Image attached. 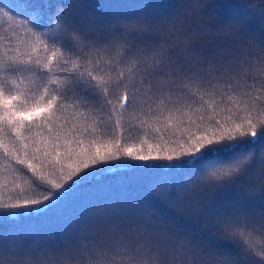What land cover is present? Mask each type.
Listing matches in <instances>:
<instances>
[{
    "label": "snow or ice",
    "instance_id": "obj_1",
    "mask_svg": "<svg viewBox=\"0 0 264 264\" xmlns=\"http://www.w3.org/2000/svg\"><path fill=\"white\" fill-rule=\"evenodd\" d=\"M27 8L20 0H0V15L4 17L11 18V9L26 12ZM242 27L229 26L228 32L240 31ZM133 31L146 32L148 25L137 24ZM82 36L83 33L73 34L68 39L79 45ZM35 40L48 50L40 36H35ZM244 43L249 49L256 45L251 39ZM189 47L186 41L183 49H174L178 56H183L179 62L166 46L137 50L129 61L123 59L124 53L119 49L107 59L100 49L85 52L82 63L63 59L59 50L52 51L46 62L31 55L26 59L10 56L6 64L0 58V148L4 157L30 170L36 177L32 182L36 188L48 192L63 189L55 193L56 202L75 190L76 183L67 188L65 184L83 169L121 156L142 162L167 161L165 166L169 168L201 174L205 187L223 189L235 185L247 175L251 163L252 153L246 146L264 136V83L237 94L220 92V82L209 73L211 87H205L199 78L208 69L199 67L203 61L191 63ZM32 49L40 50L36 45ZM53 62L55 71L51 67ZM41 67L47 73H38ZM211 67L217 73L221 71L215 63ZM25 72L36 76L40 83L28 79L25 84ZM13 74L15 79L10 78ZM70 99L74 103L66 104ZM197 104L199 108L194 107ZM80 108L86 109L88 115L79 112ZM67 109H74L73 117L79 113L85 121L91 118L92 124L81 126L67 116L60 123L57 113ZM202 112L208 114H199ZM141 115L147 118L141 119ZM182 116H187L186 123ZM150 120L159 126L150 124ZM134 121H139L141 127H151L159 142L150 143L145 134L140 143L122 147L125 130L137 128ZM107 122L112 125V138L107 143L92 139L85 145L82 137L89 131L99 130L103 134L100 126ZM169 129L173 136L179 134L175 140L165 139ZM89 175L86 172L80 181ZM197 195H202V191ZM248 195L252 199L264 195V181L258 193ZM55 206L53 196L43 192L39 198L0 204L28 211ZM203 214L216 239L235 247V254L214 259L212 264H264V209L223 215L209 209ZM86 253L88 259L81 264H209L208 257L215 255L186 237L178 238L167 231L155 233L147 228L110 231ZM65 254L71 255L72 251L42 253L26 243L0 236V264H66Z\"/></svg>",
    "mask_w": 264,
    "mask_h": 264
},
{
    "label": "trees",
    "instance_id": "obj_2",
    "mask_svg": "<svg viewBox=\"0 0 264 264\" xmlns=\"http://www.w3.org/2000/svg\"><path fill=\"white\" fill-rule=\"evenodd\" d=\"M20 2L28 5L26 12L11 9V18L0 15V58L5 64L8 57L17 55L21 59L31 55L33 59L39 58L46 62L45 58L54 50L63 53V59L82 63L85 52L100 49V54L107 59L119 49L124 53L123 59L129 61L136 56L137 50L148 51L161 46H166L172 58L179 62L183 56H178L174 49H183L187 41L189 52L192 53L191 63L203 61L199 67L208 69L199 78L203 86L211 87L208 81L212 75L220 82L218 91L232 94L248 90L252 85L259 88L264 83V0ZM145 23L148 31H133L135 25L142 26ZM233 25L243 27L240 31L228 32V27ZM80 33L83 36L79 45L68 39ZM35 36H40L47 44V51L43 45H37ZM249 39L256 41L254 48L245 46L244 42ZM32 45L40 50L34 52ZM212 63L221 67L219 73L211 67ZM51 67L55 71L56 62ZM225 68L227 71H223ZM37 71L47 73L42 67ZM23 75L27 78L25 84H28V79L40 83L31 73L25 72ZM10 78L15 79L16 74ZM214 98L220 100V96ZM73 103L71 99L66 102ZM194 107L199 108V105ZM73 111L67 109L58 112L60 123L67 116L72 123L81 126L92 124L91 118L85 121L79 113L73 117ZM79 112L88 115L84 108H80ZM176 115L180 116V113ZM146 118L141 115V119ZM180 118L187 122V116ZM193 119H196L195 115ZM134 123L137 128L125 130L122 147L140 143L145 134L150 143L159 142L158 134L151 127H141L139 121ZM149 123L159 126L155 120ZM100 127L103 134L99 130L95 133L89 131L82 137L85 145L92 139L107 143L112 138L111 122ZM177 136L172 135V129L165 133L166 140H175ZM246 147L252 153L248 173L231 187H205L201 174L169 168L165 166L167 161L142 162L121 156L83 169L65 184L67 188L69 184L76 183L75 190L58 202L55 201V193L63 189H51L48 192L45 188H36L32 183L36 177L31 171L15 160L5 158L0 148V204L39 198L42 192L51 194L56 203L55 207L47 210L0 207V236L26 243L30 248L40 249L42 253L60 254L70 249L72 254L63 257L66 264H81L88 259L86 249L110 231L129 232L147 228L155 233H174L178 238L186 237L202 244L215 254L214 257H208L209 264H212L214 259L219 260L228 253L235 254V247L216 239L209 231V221L203 213L209 209L220 215L264 209V195L254 199L248 195L253 191L258 193L259 185L264 181V136L259 142ZM86 172L91 175L80 181ZM17 184L20 188L16 187ZM47 188L50 189V186ZM200 191L202 195H197Z\"/></svg>",
    "mask_w": 264,
    "mask_h": 264
}]
</instances>
